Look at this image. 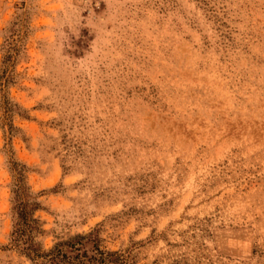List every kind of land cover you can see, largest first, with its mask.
I'll list each match as a JSON object with an SVG mask.
<instances>
[{
	"label": "rangeland",
	"instance_id": "rangeland-1",
	"mask_svg": "<svg viewBox=\"0 0 264 264\" xmlns=\"http://www.w3.org/2000/svg\"><path fill=\"white\" fill-rule=\"evenodd\" d=\"M50 257L264 264V0H0V264Z\"/></svg>",
	"mask_w": 264,
	"mask_h": 264
},
{
	"label": "trees",
	"instance_id": "trees-1",
	"mask_svg": "<svg viewBox=\"0 0 264 264\" xmlns=\"http://www.w3.org/2000/svg\"><path fill=\"white\" fill-rule=\"evenodd\" d=\"M12 50L13 48L11 49V47L7 45L6 55L3 57V62L9 60V51ZM2 108L4 109V113H10L12 111L10 104H8L7 102H3ZM23 170L24 166H19L13 161L10 162L9 171L12 173L13 177L11 189V216L13 219V224L9 237L10 244H12L15 249H17L29 260H34L42 257V255L39 254L38 249H36V247L34 246L33 237L31 235L35 230H37L35 226V224L37 223V219L33 217V214L39 208V204L38 202L33 200L26 192V187L24 186L23 182ZM75 244L80 246V243ZM58 246L59 245H56V247H54V250L56 249V255H58L60 252L57 249ZM110 257H113L112 261L107 260ZM55 259V257H50L48 259L46 258V260L43 261V264L60 263L59 260ZM104 261L110 263L119 261L120 263H123L121 256L117 255L116 253H106Z\"/></svg>",
	"mask_w": 264,
	"mask_h": 264
}]
</instances>
